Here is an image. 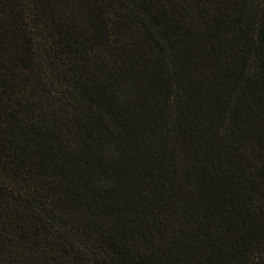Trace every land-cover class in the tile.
Masks as SVG:
<instances>
[{
    "label": "trees",
    "instance_id": "1",
    "mask_svg": "<svg viewBox=\"0 0 264 264\" xmlns=\"http://www.w3.org/2000/svg\"><path fill=\"white\" fill-rule=\"evenodd\" d=\"M0 264H264V0H0Z\"/></svg>",
    "mask_w": 264,
    "mask_h": 264
}]
</instances>
